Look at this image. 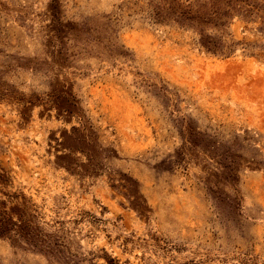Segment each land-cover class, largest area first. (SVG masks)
<instances>
[{
  "label": "rangeland",
  "instance_id": "rangeland-1",
  "mask_svg": "<svg viewBox=\"0 0 264 264\" xmlns=\"http://www.w3.org/2000/svg\"><path fill=\"white\" fill-rule=\"evenodd\" d=\"M0 0V264H264V0Z\"/></svg>",
  "mask_w": 264,
  "mask_h": 264
},
{
  "label": "trees",
  "instance_id": "trees-1",
  "mask_svg": "<svg viewBox=\"0 0 264 264\" xmlns=\"http://www.w3.org/2000/svg\"><path fill=\"white\" fill-rule=\"evenodd\" d=\"M219 4H220V0H214V2L212 3V6L211 7H213L214 8V10H212V11H210L212 14H216V15H218V14H222L223 16H226V14L227 13H223V12H221V7L219 6ZM1 177V176H0Z\"/></svg>",
  "mask_w": 264,
  "mask_h": 264
}]
</instances>
